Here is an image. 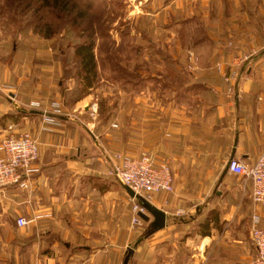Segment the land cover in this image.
<instances>
[{"label": "crops", "instance_id": "1", "mask_svg": "<svg viewBox=\"0 0 264 264\" xmlns=\"http://www.w3.org/2000/svg\"><path fill=\"white\" fill-rule=\"evenodd\" d=\"M175 2L181 82L151 88L150 104L134 105L130 128L98 119L91 95L68 98L55 58L33 56L28 70L23 47L10 51L1 37L0 140L30 132L40 158L27 188L0 195V210L8 206L31 220L20 227V249H0V264H123L129 248L128 264H252L253 215L264 229V208H254L252 181L226 168L233 154L254 164L264 151V0L135 5L150 3L156 13H146L164 12L170 23ZM116 150L147 151L172 169L173 191L152 201L167 213V225L148 237L126 231L127 195L132 205L133 198L110 175Z\"/></svg>", "mask_w": 264, "mask_h": 264}, {"label": "rangeland", "instance_id": "2", "mask_svg": "<svg viewBox=\"0 0 264 264\" xmlns=\"http://www.w3.org/2000/svg\"><path fill=\"white\" fill-rule=\"evenodd\" d=\"M139 1L0 0V39L7 36L10 51L18 43L23 47V54L31 59L26 69L34 67L30 64L33 56L40 60L55 58L70 88L68 98L91 95L90 104L98 105L94 112L98 119L105 122L112 117L113 128H122L123 124L130 128L134 105L141 101L149 105L151 88L177 87L181 82V65L177 62L182 57V35L180 22L179 27L174 25L181 20L179 4L173 3L171 8L177 15L169 23L164 12L158 16L146 13H156L150 3L139 10L135 5ZM168 23L171 32L165 28ZM86 42L94 44L96 75L88 76L81 69L77 49ZM5 199L0 196L1 204ZM127 199L131 203L126 207V231L146 233L150 226L147 221L141 228L133 227V205L128 195ZM18 217L8 206L0 210V249L21 248ZM256 257L254 254L252 264Z\"/></svg>", "mask_w": 264, "mask_h": 264}, {"label": "built area", "instance_id": "3", "mask_svg": "<svg viewBox=\"0 0 264 264\" xmlns=\"http://www.w3.org/2000/svg\"><path fill=\"white\" fill-rule=\"evenodd\" d=\"M227 80L231 78L227 77ZM46 122L57 123V120L46 116ZM40 158L38 140L27 131L11 133L0 140V193L5 194L11 187L27 188L33 175L38 171ZM110 175L124 185L129 186L136 195L152 202L158 193L173 191L174 175L169 164L157 165L155 158L147 151L139 155L124 152L111 154ZM229 170L251 180L253 184L252 201L255 210L264 208V151L254 164L233 158ZM132 225L141 228L145 220L140 213L146 209L137 199H133ZM179 215L184 211L180 210ZM19 227L27 226L31 220L19 216L16 220ZM261 216L255 211L252 225V241L257 250L255 264H264V229L260 225Z\"/></svg>", "mask_w": 264, "mask_h": 264}, {"label": "water", "instance_id": "4", "mask_svg": "<svg viewBox=\"0 0 264 264\" xmlns=\"http://www.w3.org/2000/svg\"><path fill=\"white\" fill-rule=\"evenodd\" d=\"M233 158H234V154H233L231 160ZM231 160L229 161V163L231 162ZM229 163H228L227 168H226L227 170L229 169ZM125 188H126L128 194L133 199H137L141 203V205L146 209V211H147L146 213H144V212L140 213L141 217L147 222H149L151 220V217H153V220L150 224V227H149L145 237H148L149 235H151V234H153V233H155V232L166 227V225H167V213L164 210L158 208L152 202L148 201L144 197L136 195L135 192L129 186L125 185ZM133 253H134L133 248H129L127 250L123 264L129 263L130 258H131Z\"/></svg>", "mask_w": 264, "mask_h": 264}, {"label": "trees", "instance_id": "5", "mask_svg": "<svg viewBox=\"0 0 264 264\" xmlns=\"http://www.w3.org/2000/svg\"><path fill=\"white\" fill-rule=\"evenodd\" d=\"M93 49V42L83 43L77 49V54L82 59L81 69H84L88 76L96 75V56Z\"/></svg>", "mask_w": 264, "mask_h": 264}]
</instances>
